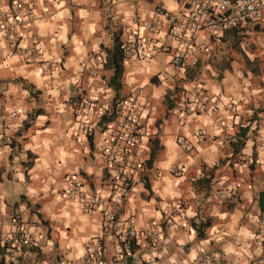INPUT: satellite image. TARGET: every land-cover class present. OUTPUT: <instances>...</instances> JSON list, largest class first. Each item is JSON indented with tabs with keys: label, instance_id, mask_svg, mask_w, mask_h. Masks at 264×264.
Listing matches in <instances>:
<instances>
[{
	"label": "crops",
	"instance_id": "obj_1",
	"mask_svg": "<svg viewBox=\"0 0 264 264\" xmlns=\"http://www.w3.org/2000/svg\"><path fill=\"white\" fill-rule=\"evenodd\" d=\"M14 2L33 10L29 26L11 20ZM185 5L0 0V264H82L95 240L104 264H264V26L199 32L183 50L168 29ZM114 33L124 47L119 102L100 122L111 112L104 63ZM179 50L183 70L170 65ZM175 88L167 110L164 96ZM131 99L141 130L123 170L108 157V134ZM70 181L102 203L84 209ZM204 220L198 238L191 224ZM127 223L134 250L124 256ZM16 225L32 243L4 248ZM152 227L160 234L150 242Z\"/></svg>",
	"mask_w": 264,
	"mask_h": 264
},
{
	"label": "built area",
	"instance_id": "obj_2",
	"mask_svg": "<svg viewBox=\"0 0 264 264\" xmlns=\"http://www.w3.org/2000/svg\"><path fill=\"white\" fill-rule=\"evenodd\" d=\"M162 12L158 11V14ZM11 20L22 26H29L33 21V10L24 6L21 2H14L10 11ZM249 23L252 26H264V0H186L184 13L168 29V34L176 44L184 49L191 47V40L199 32H207L212 35L222 34L234 30L242 24ZM3 28V27H2ZM135 40L132 39L130 47L134 48ZM170 65L176 70H183L186 63L183 59V51L179 50L171 58ZM134 99L117 107L119 117L115 122V128L109 130L108 157L117 156V162L124 166L128 149L133 146L140 133L141 126L139 115L136 112ZM195 138L200 140L202 133L196 132ZM185 149L184 141L180 143ZM127 170V169H126ZM125 173V172H124ZM127 174V171H126ZM70 194L77 196L82 194V206L84 209L97 208L102 203L101 196H92L80 190V185L73 181L69 183ZM127 188L122 186L117 194L124 196ZM115 197V192H110ZM179 211V209H177ZM160 234L157 227H152L146 234V239L153 242ZM134 229L132 223H127L120 233L118 244L124 256L129 254L130 244L133 242ZM4 248H27L32 243L30 233L21 225H16L15 233L3 239ZM101 242L95 240L93 248L89 250L82 264H104Z\"/></svg>",
	"mask_w": 264,
	"mask_h": 264
},
{
	"label": "trees",
	"instance_id": "obj_3",
	"mask_svg": "<svg viewBox=\"0 0 264 264\" xmlns=\"http://www.w3.org/2000/svg\"><path fill=\"white\" fill-rule=\"evenodd\" d=\"M124 59V47L119 40L118 33H114L112 37V46L109 49H105V63L104 69L111 71L110 77L106 81L107 87L112 91L113 97L110 102V114L109 116L103 115L101 117L100 122L110 121L114 114V106L116 103L119 102V91L121 89V76L123 71L122 62ZM250 62L245 58V66L248 65ZM177 93V89H173L170 92H167L164 96V102L167 110H170L174 107V103L176 101L175 94ZM264 110V107L262 108ZM99 122V123H100ZM247 128L239 129L235 143H231L232 148V155H234L239 148H241L245 141V134ZM152 156H150L149 160L146 161L147 164L150 163ZM29 165V164H28ZM210 181V177L207 179H201L200 182L204 184H208ZM144 187L147 189V185L144 184ZM257 204L260 211H264V190L257 194ZM208 221H198L197 223H192L191 227L195 231L198 238H202L204 236L203 231L207 227ZM134 250L133 242L130 244L129 254H131Z\"/></svg>",
	"mask_w": 264,
	"mask_h": 264
}]
</instances>
